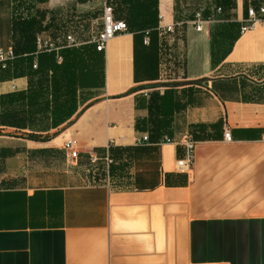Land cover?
Returning a JSON list of instances; mask_svg holds the SVG:
<instances>
[{"label": "crops", "instance_id": "1", "mask_svg": "<svg viewBox=\"0 0 264 264\" xmlns=\"http://www.w3.org/2000/svg\"><path fill=\"white\" fill-rule=\"evenodd\" d=\"M0 1L8 52L14 0ZM252 1L225 10L219 0H158L149 44L129 31L108 42L104 85L79 93L72 123L30 128L57 136L0 126V264H264V25L241 32ZM91 2L38 3L54 26L36 38L62 39L58 15L88 13ZM197 12L213 18L201 32ZM16 62L0 68V113L23 110L18 95L36 83L15 74ZM165 92L172 101L159 115ZM185 136L195 143L189 173L177 169Z\"/></svg>", "mask_w": 264, "mask_h": 264}, {"label": "trees", "instance_id": "2", "mask_svg": "<svg viewBox=\"0 0 264 264\" xmlns=\"http://www.w3.org/2000/svg\"><path fill=\"white\" fill-rule=\"evenodd\" d=\"M29 1L37 4L46 2V0H14L13 51L14 60L17 58L15 69H21L15 74H29L32 78H36V83L30 85L26 94L18 95L25 102L23 110L0 113V126L30 130L22 133L21 137L44 142L57 136L58 132L43 135L30 128L37 123L45 125L50 122V126L45 125L42 130H37L48 132L62 124L72 123L71 118L77 113L79 106V93L87 89L101 88L104 85V52H98L93 44H84L79 47L62 48L58 55L55 52H43L36 56L37 34L44 30L49 31L54 24L52 18L44 23L46 14L36 6L35 9H22ZM89 1L91 0H78L79 3ZM260 1H252L255 9L260 7ZM107 2L113 6L115 18L124 19L128 31L135 36H143L146 32L151 35L158 29V0H107ZM219 4L225 10L232 9L235 5L234 0H219ZM57 56L62 59L60 64L56 61ZM34 59L37 60L36 69H33ZM8 63L9 61L5 68L1 65L0 68L5 70ZM50 71L51 77L48 74ZM169 95L171 92L158 96L159 115L164 111L163 106L167 105L168 108L172 101L171 98L169 100ZM5 98L10 100L14 99V96ZM2 99L0 97V104Z\"/></svg>", "mask_w": 264, "mask_h": 264}, {"label": "built area", "instance_id": "3", "mask_svg": "<svg viewBox=\"0 0 264 264\" xmlns=\"http://www.w3.org/2000/svg\"><path fill=\"white\" fill-rule=\"evenodd\" d=\"M102 14H101V24L99 25V20H91V25H98L100 29L96 34L90 36L88 40H80L74 36L71 32H67L62 39L59 38L51 39L45 36H38L36 38V52L37 56L39 53L43 52H55L59 53L62 48H73L79 47L84 44H93L98 52H104L108 42L114 37L127 33L128 25L125 21L116 19L114 16L113 7L107 2V0H103ZM222 8L218 7L216 9V13H221ZM213 22V18L205 19L203 17L202 12H197L194 15V19L191 24L194 26L197 32H201L204 30V26ZM257 25H264V5H261L258 9L250 8L248 9V16L245 21V24L241 28V32L245 33L248 30L255 28ZM161 36H165L167 34L174 32L173 26H168L166 28H162L159 30ZM144 44H149L148 32L145 33ZM15 54L13 49L8 52L0 51V65L2 68L6 67V63L12 59H14ZM57 60L60 62L62 59L60 56H57ZM37 68V63L33 64V69ZM224 140L225 142H231L232 136L230 130L224 131ZM148 137H144L143 141H147ZM167 142H171L168 140ZM183 146L185 147V157L177 161V169L183 173H189L193 169L194 164V150L195 143L189 137L185 136L183 139ZM77 143L74 140H68L64 144V149L69 153V155L76 159L78 157L77 151ZM96 162V159L92 160V163ZM107 162L110 163V160L107 159Z\"/></svg>", "mask_w": 264, "mask_h": 264}, {"label": "rangeland", "instance_id": "4", "mask_svg": "<svg viewBox=\"0 0 264 264\" xmlns=\"http://www.w3.org/2000/svg\"><path fill=\"white\" fill-rule=\"evenodd\" d=\"M91 1L92 2L88 6L90 7L88 13L87 12L77 13L73 11L72 12L66 11L61 13V15L60 14L58 15L59 27L63 28L64 30L63 33L71 32L72 34H75V37L83 41L89 39L91 35L96 34V32L99 29V26L98 25L92 26L91 20L93 19L100 20L104 1L103 0H91ZM35 6L36 7L38 6L36 2L29 1L25 3L22 9L24 10H29V8L35 9ZM119 20L125 21L122 18H120Z\"/></svg>", "mask_w": 264, "mask_h": 264}]
</instances>
